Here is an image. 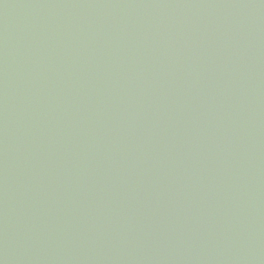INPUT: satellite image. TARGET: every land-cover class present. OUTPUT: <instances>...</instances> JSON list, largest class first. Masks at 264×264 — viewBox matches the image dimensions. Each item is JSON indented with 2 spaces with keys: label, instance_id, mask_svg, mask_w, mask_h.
Masks as SVG:
<instances>
[{
  "label": "water",
  "instance_id": "95a60500",
  "mask_svg": "<svg viewBox=\"0 0 264 264\" xmlns=\"http://www.w3.org/2000/svg\"><path fill=\"white\" fill-rule=\"evenodd\" d=\"M0 264H264V0H0Z\"/></svg>",
  "mask_w": 264,
  "mask_h": 264
}]
</instances>
